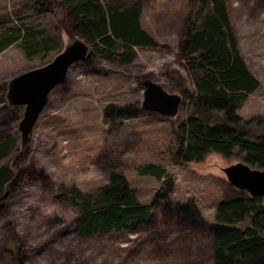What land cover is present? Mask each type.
<instances>
[{"label": "rangeland", "instance_id": "rangeland-1", "mask_svg": "<svg viewBox=\"0 0 264 264\" xmlns=\"http://www.w3.org/2000/svg\"><path fill=\"white\" fill-rule=\"evenodd\" d=\"M54 1L48 10H39L36 0H0V32L30 27L40 36L56 37L46 52H29L20 39L0 50V119L7 118L9 108H17L8 130L14 146L0 159V164L9 161L14 171L0 195L7 205V211L0 214V264H17L11 256L23 245L24 264H212L210 224L216 206L243 190L229 181L223 167L243 160V153L210 151L201 160L187 162L175 154L178 124L192 109L182 89L191 92L201 74L177 58L184 18L197 4L141 0L142 27L169 49L136 47L129 65L103 58H96L91 65L83 60L74 62L65 81L50 91L22 145L17 124L23 105H9L5 95L9 79L50 60L78 37L64 25L66 11L61 0ZM226 3L239 51L260 81L237 110L239 125L253 133L264 132V0ZM147 79L181 95L175 114L142 106ZM111 103H131L141 109L135 117L107 122L103 109ZM147 162L160 164L172 174V198L192 199L206 224H182L176 215L159 207L147 222L78 236L74 219L79 206L67 198V189L75 185L85 193H96L110 172L118 170L135 188L138 200L148 202L160 181L138 172L137 167ZM30 165L44 172L46 179L35 183L23 179L21 170Z\"/></svg>", "mask_w": 264, "mask_h": 264}, {"label": "trees", "instance_id": "trees-1", "mask_svg": "<svg viewBox=\"0 0 264 264\" xmlns=\"http://www.w3.org/2000/svg\"><path fill=\"white\" fill-rule=\"evenodd\" d=\"M54 0H36L39 10H48ZM197 9L185 18V29L178 40L177 58L190 69L201 71L191 92H182L192 109L178 124L176 157L180 161L201 160L210 151L230 155L239 150L243 160L264 167V132L253 133L239 125L237 110L259 85V79L248 69L232 27L226 0H189ZM65 8L64 25L90 47L83 59L87 65L103 58L112 63L129 65L136 47L167 51L140 22L141 0H61ZM20 39L29 52H46L56 43L55 36H40L30 27L0 32V50ZM140 107L131 103L107 104L104 119L115 122L135 117ZM7 118L0 119V159L10 154L14 138L8 130L17 108H9ZM9 115V116H8ZM10 119V120H9ZM25 145V144H24ZM141 174H151L159 181L152 198L140 202L136 190L124 173L112 170L108 180L96 193L81 191L72 185L67 198L79 206L74 219L78 236H88L126 228L131 222H147L154 210L162 207L182 224L205 225L199 208L192 199L174 200L172 174L162 165L147 162L137 167ZM29 183L44 181V172L30 165L21 170ZM0 197V214L7 205ZM212 264H264V204L261 195L244 190L218 202L210 224ZM18 246L11 259L24 264L27 256Z\"/></svg>", "mask_w": 264, "mask_h": 264}, {"label": "water", "instance_id": "water-1", "mask_svg": "<svg viewBox=\"0 0 264 264\" xmlns=\"http://www.w3.org/2000/svg\"><path fill=\"white\" fill-rule=\"evenodd\" d=\"M89 45L80 37H75L45 63L23 70L12 76L7 83L6 98L9 105H23L18 120L21 143L27 139L53 87L65 81L69 67L83 60L89 54ZM145 90L142 106L162 114L173 115L178 111L181 95L167 91L158 82L144 81ZM229 181L250 195H261L264 204V167L253 166L239 160L223 167ZM14 177L9 161L0 164V195L7 181Z\"/></svg>", "mask_w": 264, "mask_h": 264}]
</instances>
